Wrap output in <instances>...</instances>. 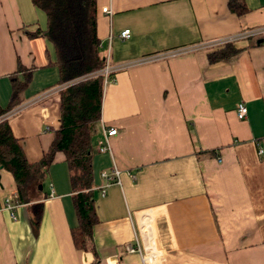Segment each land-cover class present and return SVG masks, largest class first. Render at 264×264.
I'll return each instance as SVG.
<instances>
[{"label":"crops","instance_id":"1","mask_svg":"<svg viewBox=\"0 0 264 264\" xmlns=\"http://www.w3.org/2000/svg\"><path fill=\"white\" fill-rule=\"evenodd\" d=\"M242 2L236 13L227 0H95L98 48L110 65L238 35L228 57L209 61L212 46L196 47L105 77L91 148L98 264H264V29L241 36L264 28V0ZM44 21L31 0H0L1 105L8 73L18 63L31 69L20 108L7 116L28 161L60 126L51 44L25 33ZM101 125L116 128L104 152L96 148ZM112 166L119 182L103 185L100 172ZM39 187L44 196L18 202L14 218L0 209V264H91L92 252L70 237L76 215L61 151ZM10 195L17 199L14 179L0 168V202ZM34 201L42 202L37 225Z\"/></svg>","mask_w":264,"mask_h":264},{"label":"trees","instance_id":"2","mask_svg":"<svg viewBox=\"0 0 264 264\" xmlns=\"http://www.w3.org/2000/svg\"><path fill=\"white\" fill-rule=\"evenodd\" d=\"M45 17L44 27L38 24L28 36L40 35L51 44L52 59L46 53L47 62L55 65L56 79L60 85L58 95V119L60 126L53 132L50 144L35 161H28L13 136L7 117L0 119V168L8 170L15 182L18 202H28L32 193L44 196L42 180L56 151H61L68 168L72 191V204L76 222L69 227L72 244L93 254L91 264H98L93 248L91 228L96 221L93 180L92 142L98 132L100 102L104 86V74L99 70L105 65V56L98 48L96 35L95 0H31ZM231 11L244 10L242 0H227ZM256 42V40H254ZM255 42H252L253 44ZM238 51L231 42L213 45L207 59L213 61L228 57ZM10 93L5 104H0V116L22 101V91L31 77V69L20 63L8 73ZM109 75H107L108 77ZM107 81V79H106ZM34 225L41 217V201L29 203Z\"/></svg>","mask_w":264,"mask_h":264},{"label":"built area","instance_id":"3","mask_svg":"<svg viewBox=\"0 0 264 264\" xmlns=\"http://www.w3.org/2000/svg\"><path fill=\"white\" fill-rule=\"evenodd\" d=\"M102 11L107 13V14H109V12H110L109 9L106 8V7H102ZM262 29H264V28H254V29L246 31L244 34H241V36L242 35L245 36V35H251V34H254V33H258L260 31H262ZM118 35L120 37H126L128 35V28L122 29L119 32ZM237 37H238V35L220 37V38H216V39L211 40L209 42H204V43H201V44H198V45H189V46L187 45V46H183V47H179V48H174V49H170L168 51L150 54V55H147V56H143V57H141L139 59H135V60L128 61V62H123V63H118V64H115V65H110L108 63V60L105 59V65H104V67H102L99 70V72L103 73L104 77H107V75H109L110 72L113 71V70L120 69V68H123V67H126V66H130V65L138 63V62H142V61H145V60H148V59H153V58H158V57H166L168 55H173V54H176V53L184 52V51L196 48V47L213 46V45H216V44H222V43H225V42H228V41H232V40L236 39ZM239 37H240V35H239ZM61 86L62 85H58L57 87H54L53 89L57 90ZM47 93H43V94L46 95ZM42 95H40V97ZM34 100H36V99H34ZM19 108H20V106L16 105L12 109L6 111L3 115H1L0 119L4 118V117H7L10 114H13ZM235 114H236V117L240 118V119L245 117V115H246V106H245L243 101H238L236 103ZM44 129L48 130L49 126L45 125ZM101 130H102V136H101L100 139H98L96 141V148L98 149V151L104 152V151L109 150L108 137L110 135H113V134L116 133V128L115 127H105L104 125H101ZM261 151H262V149L258 148V152H261ZM118 173H119V170L116 169L115 166H112L111 169L109 170V172H106V171L102 170L100 172V175L104 178L103 185L108 184L109 182H112V181L113 182H119ZM102 187L103 186H100V189L103 191ZM17 205H18V201H17L15 195L5 196L3 198V200L0 202V209L8 210L10 215H11V217L14 218L15 216L13 214V209ZM125 249L128 250V251H138V252L140 251V248L138 247V245H131V244L125 245ZM143 258H145V257H143Z\"/></svg>","mask_w":264,"mask_h":264}]
</instances>
